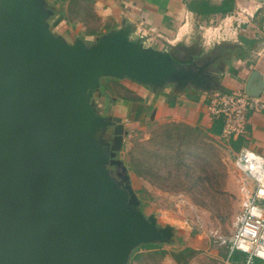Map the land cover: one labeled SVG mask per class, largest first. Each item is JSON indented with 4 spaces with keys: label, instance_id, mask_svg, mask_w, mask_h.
Segmentation results:
<instances>
[{
    "label": "water",
    "instance_id": "obj_1",
    "mask_svg": "<svg viewBox=\"0 0 264 264\" xmlns=\"http://www.w3.org/2000/svg\"><path fill=\"white\" fill-rule=\"evenodd\" d=\"M52 14L45 0H0V264H129L174 229L140 210L117 158L122 119L102 115L95 94L103 79L220 92L216 50L230 42L156 50L130 25L67 42ZM262 89L252 74L245 94Z\"/></svg>",
    "mask_w": 264,
    "mask_h": 264
},
{
    "label": "crops",
    "instance_id": "obj_2",
    "mask_svg": "<svg viewBox=\"0 0 264 264\" xmlns=\"http://www.w3.org/2000/svg\"><path fill=\"white\" fill-rule=\"evenodd\" d=\"M193 1L45 0L53 10L49 20L51 31L67 42L81 38L86 43H92L111 30L130 25L136 35L144 37L147 44L156 50H166L177 44L181 47H202L203 28L214 26L246 7L254 13V18L243 27L237 39L216 50L220 92L245 93L252 74L256 73L263 81L260 97L264 99V0H233L232 11L225 16L220 13L197 15L190 8ZM206 1L218 6L225 0ZM186 17L188 23L181 29ZM123 85L131 96L137 97L136 101L125 98V95L118 99L121 114L115 113L114 117L122 119L125 127L142 131L146 125L155 122L182 123L208 135L220 136L219 133L213 134L215 121L219 118L208 112V95L191 89L179 92L171 86L152 92L132 82ZM225 141L229 146V141L236 145V150L230 146L235 152L234 158L243 148L264 158V112L249 110L244 134ZM226 255L225 247L224 256L218 261ZM261 263L256 261V264Z\"/></svg>",
    "mask_w": 264,
    "mask_h": 264
},
{
    "label": "rangeland",
    "instance_id": "obj_3",
    "mask_svg": "<svg viewBox=\"0 0 264 264\" xmlns=\"http://www.w3.org/2000/svg\"><path fill=\"white\" fill-rule=\"evenodd\" d=\"M122 82L130 84L101 81V96L95 94L94 102L102 115L121 114L118 99L127 95ZM167 124L155 122L142 131L124 126L126 136L117 158L127 168L139 208L158 226L174 229L170 243L141 250L142 257L131 264H177L171 254L187 248L195 252L187 264H217L225 252L220 239L232 237L241 210L235 152L219 136L204 132L184 143L169 142L164 136Z\"/></svg>",
    "mask_w": 264,
    "mask_h": 264
},
{
    "label": "built area",
    "instance_id": "obj_4",
    "mask_svg": "<svg viewBox=\"0 0 264 264\" xmlns=\"http://www.w3.org/2000/svg\"><path fill=\"white\" fill-rule=\"evenodd\" d=\"M253 18L254 13L245 7L227 16L216 26L203 28V47L209 48L216 42L237 39L243 27ZM187 23L186 17L181 29ZM207 109L211 116L222 120L219 137L228 140L244 134L249 110L264 112V99L243 92H216L208 95ZM234 167L239 178L241 210L232 237L220 239V244L227 248V255L217 264H256V261L264 264V158L243 148L235 157ZM237 254L242 258L234 261Z\"/></svg>",
    "mask_w": 264,
    "mask_h": 264
},
{
    "label": "trees",
    "instance_id": "obj_5",
    "mask_svg": "<svg viewBox=\"0 0 264 264\" xmlns=\"http://www.w3.org/2000/svg\"><path fill=\"white\" fill-rule=\"evenodd\" d=\"M190 8L197 15H200V16H207L211 14L213 15L217 13H220L222 16H225L227 13L232 11L233 0H225L222 4L218 6L211 5L206 0H195L190 4ZM106 80H111L116 83H120V81L115 80V79H106ZM124 91L127 94L125 95V98L135 100V101L137 100V97L131 96V92H129L127 89L124 88ZM164 127L166 128L164 132V136H165V139L169 142H173L175 139H180L181 142L184 143L187 140V138L191 137L192 135L203 134L198 129H195L193 127H190L182 123H170V124L165 125ZM222 127H223L222 121L220 119H217L215 121V129L213 130V134L217 135L219 133L220 135L222 131ZM229 144L232 149L236 150L235 144L231 143V141H229ZM182 160H183V156L180 157L178 154L177 161L179 163H182ZM138 169L133 168L134 172L137 174L140 173ZM159 248H160V244H147V245L140 246L132 254L129 264H131V262L133 261L139 260L142 257L143 254L140 253L141 250L151 251V250H157ZM166 253H167L166 251H161V254L163 255H165ZM171 256L177 264H187L195 256V252L187 248L179 252H175V253L173 252ZM241 258H242L241 255H235L233 260L238 261V259H241Z\"/></svg>",
    "mask_w": 264,
    "mask_h": 264
},
{
    "label": "flooded vegetation",
    "instance_id": "obj_6",
    "mask_svg": "<svg viewBox=\"0 0 264 264\" xmlns=\"http://www.w3.org/2000/svg\"><path fill=\"white\" fill-rule=\"evenodd\" d=\"M179 49H181V47H179ZM179 54H180V56L184 57V59H186V60L190 59V56L187 55V54H184L183 51L179 52ZM108 137H109V140H110L111 137L110 136H108ZM117 155H118V153H117Z\"/></svg>",
    "mask_w": 264,
    "mask_h": 264
}]
</instances>
